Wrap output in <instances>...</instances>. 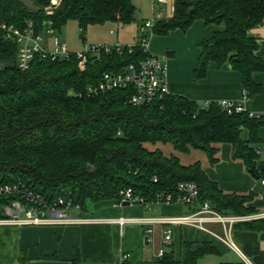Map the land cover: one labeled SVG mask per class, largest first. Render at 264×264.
Here are the masks:
<instances>
[{"label":"trees","instance_id":"16d2710c","mask_svg":"<svg viewBox=\"0 0 264 264\" xmlns=\"http://www.w3.org/2000/svg\"><path fill=\"white\" fill-rule=\"evenodd\" d=\"M51 1L30 0L29 7L23 0H0V21L20 28L32 22L41 33L50 19L59 34L74 21L84 43L91 26L137 22L133 0H62L54 15L48 16L45 9ZM196 21L223 30L199 44L194 82L204 80L215 64L242 75L247 100L261 94L263 86L254 81V74L264 73V60L257 55L260 45L250 31L264 25V0H175L174 17L159 20L154 34L185 33ZM143 58L139 48L133 53L125 49L102 52L98 57L87 55L85 60L37 58L22 72L16 61L17 44L0 30V184L21 183L49 203L59 197L71 199L86 212L90 203L120 202L122 190L132 189L151 202L161 194L176 195L182 182H195L200 202L209 203L220 214H258L245 207L254 194L223 192L200 162L185 166L174 153L204 152L214 165L220 146L230 144L233 159L262 179L264 171L256 170L254 160L255 147L262 143L258 132L264 128V117L252 119L247 112L229 115L213 102L203 109L197 102L171 94L137 107L129 103L133 88L87 94V88L105 73H119ZM166 146L174 153L165 154L161 147ZM16 199L0 196V208L11 206ZM4 217L0 211V219ZM234 227L264 232V219ZM183 244L184 264H197L208 254H218L208 244L197 251ZM25 261L22 257L21 262ZM160 262L175 264L173 252Z\"/></svg>","mask_w":264,"mask_h":264},{"label":"crops","instance_id":"0c3cea01","mask_svg":"<svg viewBox=\"0 0 264 264\" xmlns=\"http://www.w3.org/2000/svg\"><path fill=\"white\" fill-rule=\"evenodd\" d=\"M112 25L119 27L117 24ZM220 30L223 28L215 25L206 26L203 21H196L185 33L176 30L167 35L152 37L151 52L167 57V81L171 95L181 96L201 105L206 102L242 100L243 77L239 72L226 66L219 69L215 64H211L204 80L199 82L193 80V70L201 54L199 44ZM137 33L138 31L132 40L120 39L119 34L117 40L90 45L132 44L137 39ZM250 35L258 40L260 48L257 55L264 60V25L251 30ZM59 40L61 41V34ZM86 43H89L87 38ZM69 48L72 51L78 50L75 47ZM254 81L263 86V92L246 102V110L264 113V73L254 74ZM263 132L264 128L258 132L262 143ZM206 157V161L200 163L211 181L216 182L227 194L244 196L254 194V199L245 204V207L253 208L258 214L264 213L262 180L249 173L242 161L233 159L232 145L220 146L218 162L214 165L210 163L207 155ZM194 208L181 204H164L154 205L150 210H146L139 205L119 206L114 201H103L93 204L84 213L83 217L91 221L83 224L22 227L0 224V264H122L123 256H128L129 264H161L158 254L151 260L150 255L145 256L143 248L146 237L150 238V244L159 245L160 242H164L165 227L152 222L188 215ZM72 216H79V213L73 212ZM121 218L133 221L151 219V222L129 223L122 227L118 223ZM210 228L224 235L221 227ZM230 239L240 253L210 234L192 227H175L171 242L166 243L170 251L165 254L173 252L174 263L184 264L186 248L183 243L191 244L193 251L208 244L216 248L218 254H208L197 264L205 260L209 262L212 260L209 258L215 257L220 264H243V256L251 264H264V232L234 227L231 229ZM22 257H25V262H21Z\"/></svg>","mask_w":264,"mask_h":264},{"label":"built area","instance_id":"2783aa9c","mask_svg":"<svg viewBox=\"0 0 264 264\" xmlns=\"http://www.w3.org/2000/svg\"><path fill=\"white\" fill-rule=\"evenodd\" d=\"M151 18L144 21L138 30L137 39L132 44L116 43L114 45H89L83 51H72L66 43L59 40V33L54 28V22L48 20L41 33H38L32 22L20 28L7 22L0 21V30L7 40L17 44V66L20 71L26 72L33 61L37 58L52 62L69 60L76 57L78 60H85L87 55L99 56L102 52L110 54L114 51L122 53L125 49L133 53L136 48L141 49L145 58L137 64H130L119 73H105L96 85L87 88V94L97 96L110 93L115 90L134 89V94L130 97L129 103L133 106L141 107L150 105L157 100H161L170 95L167 81V57L159 56L151 52L150 41L154 34V28L159 20L172 19L175 13V0H151ZM60 0H52L51 7L45 9L48 16H53L52 8L59 6ZM165 9L166 16L156 12L155 7ZM114 34V31H111ZM248 91H243V98L240 101L218 102L222 110L229 115L233 113L247 112L252 119L264 117V113L248 112L246 102ZM211 102L203 104V109H208ZM256 158L254 163L257 171H262L264 166V143L255 147ZM264 185V178L261 179ZM156 181V180H155ZM0 196L17 197L11 204L0 208L5 217L0 219L2 225L16 226H43V225H78L91 221L83 217L85 212L80 205H76L71 199L59 197L53 203L18 183L15 185L0 184ZM200 191L195 182H182L177 187V194H161L155 201L146 202L144 198L135 195L132 189L122 190L121 201L116 203L122 206L123 203L129 205H139L150 210L154 205L181 204L195 207L192 213L179 217L163 218L152 223L163 225L164 242L169 244L172 240V231L175 227H192L198 231L210 234L219 241L227 244L232 250L239 252V249L230 239L231 229L238 223L264 219V213L249 216L223 215L212 208L209 203L202 204L199 200ZM73 212H78L79 216H72ZM151 219H139L136 221L121 218L118 223L123 227L129 223H148ZM221 227L224 235L213 231L210 227ZM165 255V250L158 253L160 259ZM122 264L128 263V256L122 257ZM243 264H251L243 256Z\"/></svg>","mask_w":264,"mask_h":264},{"label":"rangeland","instance_id":"374dc122","mask_svg":"<svg viewBox=\"0 0 264 264\" xmlns=\"http://www.w3.org/2000/svg\"><path fill=\"white\" fill-rule=\"evenodd\" d=\"M29 7H32V3L30 0H23ZM62 0H60L61 5ZM52 4V1H51ZM133 4L136 7L137 13V22L128 25V26H122L119 25V27L113 26L112 24H105V25H99V26H92L88 29L87 32V39L89 40V43H84L80 38V32L77 26V23L74 21L69 22L61 31V41L64 43H67L69 47H75L78 50L74 51H83L85 50L90 44H98L100 42H105L109 40H117L118 35L120 34V39H133L136 31H138V27L144 23L145 20L151 18L152 15V2L151 0H133ZM56 6L53 7L52 10L55 13V11L60 7ZM51 7V6H50ZM48 8V7H47ZM156 12L158 14L162 15V17H165L167 14L165 12V9L159 8L157 5L155 7ZM175 14V13H174ZM173 14V16H174ZM47 15V12H46ZM165 20V19H164ZM98 28V29H96ZM125 30H122V29ZM114 31V34L111 33V31ZM138 34V33H137ZM133 42V41H132ZM245 136L247 138L248 134L245 133ZM262 136H264V132L262 133ZM161 149L165 152V154L174 153L171 146L161 147ZM176 156H178L182 162L183 165L189 166L196 162H205L207 157L204 152L199 151H191L189 154H180V153H174ZM93 206L92 203L88 204V208L90 209ZM161 244V245H160ZM159 245L156 244H150L149 246L145 245V239L143 241V248L145 251V256L150 255V259L154 257V255L158 254L159 249L164 248L165 252L170 251V247L165 242H160ZM212 259L209 262L201 261L200 264H220L217 257L215 258H209Z\"/></svg>","mask_w":264,"mask_h":264},{"label":"water","instance_id":"95a60500","mask_svg":"<svg viewBox=\"0 0 264 264\" xmlns=\"http://www.w3.org/2000/svg\"><path fill=\"white\" fill-rule=\"evenodd\" d=\"M252 175L254 176V173H252ZM129 203H123L122 206H128ZM145 245L146 246H149L150 245V238L149 237H146L145 238Z\"/></svg>","mask_w":264,"mask_h":264}]
</instances>
